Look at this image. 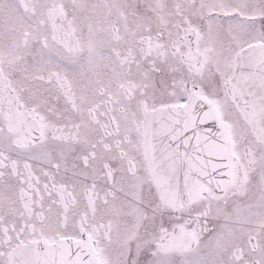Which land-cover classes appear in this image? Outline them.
<instances>
[{"label": "snow or ice", "instance_id": "1", "mask_svg": "<svg viewBox=\"0 0 264 264\" xmlns=\"http://www.w3.org/2000/svg\"><path fill=\"white\" fill-rule=\"evenodd\" d=\"M0 264H264V0H0Z\"/></svg>", "mask_w": 264, "mask_h": 264}]
</instances>
